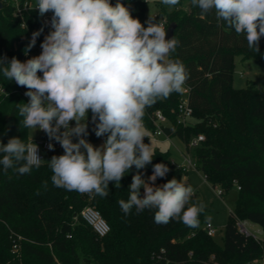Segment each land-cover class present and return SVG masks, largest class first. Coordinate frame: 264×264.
Returning a JSON list of instances; mask_svg holds the SVG:
<instances>
[{"label":"trees","instance_id":"trees-1","mask_svg":"<svg viewBox=\"0 0 264 264\" xmlns=\"http://www.w3.org/2000/svg\"><path fill=\"white\" fill-rule=\"evenodd\" d=\"M1 1L0 58H6L5 63L13 57L25 62L35 57L28 52L30 35L43 28L37 37L41 46L50 30L33 9L23 11L19 17L14 15L12 0ZM120 2L129 7L133 18L145 28L148 26L146 0ZM110 3L115 5L117 0ZM158 6L160 13L154 23L164 15L165 26L176 22L173 37L179 43L170 58L185 67L186 99L193 120L178 122L182 98L179 90L146 107L143 128L150 132L155 127L152 116L160 110L166 117L162 125L166 135L178 136L188 144L202 134L204 139L197 146L187 148L191 149L196 169L213 186L222 185L221 196L232 182L236 183L238 197L224 225L222 245L216 244L204 229L206 206L196 228L179 219L157 224L155 209L137 213L133 207L126 215L118 201L128 200L132 174L121 179V187L109 184L108 195L101 197L94 192L56 187L49 162L33 166L30 173L23 175L14 169L5 173L0 164V264H251L264 255V88L253 82L243 88L232 85L235 56L253 57L264 64V36L256 52L248 47L244 34L218 22L214 10L202 14L192 0H179L173 6L160 2ZM0 85L5 88L0 95V132L4 131L6 117L11 116L16 138L28 144V128L23 125L17 107L29 102L20 93L28 89L14 80L8 81L2 72ZM86 122L88 135L84 138L91 142L97 138L91 110ZM144 134V143L149 147L148 135ZM102 137L106 141L107 136ZM150 151L152 162L139 170L147 183H152L148 177L158 163L167 165L169 171L158 177L154 186L172 178L184 179L187 170L172 165L169 151ZM3 155L0 152V159ZM132 169L138 171L135 166ZM140 193L142 197L143 188ZM86 205L98 210L105 219L109 225L106 235L99 237L81 218L80 212ZM237 219L257 224L261 238L240 233Z\"/></svg>","mask_w":264,"mask_h":264},{"label":"clouds","instance_id":"clouds-1","mask_svg":"<svg viewBox=\"0 0 264 264\" xmlns=\"http://www.w3.org/2000/svg\"><path fill=\"white\" fill-rule=\"evenodd\" d=\"M162 3L173 6L179 0ZM192 4L199 6L202 14L214 10L218 22L244 34L248 47L259 51L264 36V0H192ZM34 9L41 16L53 13L52 31L41 44V54L26 62L13 57L5 63L6 58H0V72L8 81L28 89L29 102L17 104L23 125L44 131L64 149L63 155L48 161L53 184L106 197L109 182L121 187V179L135 166L138 171L132 177L129 198L118 201L126 215L133 207L137 213L155 209L157 224L179 219L189 227H198L205 205L190 204L194 195L191 185L172 178L154 186L157 178L169 171L163 163L153 166L148 177L151 184L139 172L153 159L144 143L146 107L179 91L187 79L184 65L170 58L179 42L174 37L166 40L163 22L154 23L153 16L145 28L120 0L115 5L110 0H36ZM41 32L43 28L32 33L29 50ZM89 110L95 135L107 136L99 147L84 138ZM70 121H75L74 127ZM73 136L79 138L77 143ZM48 147L54 146L50 143ZM0 152L4 153L0 164L5 173L14 169L27 174L42 161L38 146L20 138L0 143Z\"/></svg>","mask_w":264,"mask_h":264},{"label":"rangeland","instance_id":"rangeland-1","mask_svg":"<svg viewBox=\"0 0 264 264\" xmlns=\"http://www.w3.org/2000/svg\"><path fill=\"white\" fill-rule=\"evenodd\" d=\"M162 0H146V13L145 19L147 20L153 13H160L159 3ZM162 18L166 22L165 15ZM167 27V26H166ZM248 82H253L256 86L264 88V64L259 63L253 57L242 58L240 55L234 58V68L232 72V85L236 88H243ZM188 121L193 120L192 117H188ZM75 126V121H70V127ZM63 131V129H61ZM144 133L148 135L149 138V148L159 149L169 151L170 159H174L176 162L184 161V158L189 156L191 161L194 163V158L192 156L191 149H187L188 144L184 142L183 139L178 136L165 135L158 136V140L155 142L149 136L150 133L144 130ZM28 138L31 140H42L44 138H49L48 135L39 129L28 128ZM78 137L73 136V143L78 142ZM103 137H97L93 141L89 142L95 147H99L104 143ZM45 157L43 162H48L53 156H60L64 154V149L61 147L53 148L50 151H43V156ZM184 153V154H183ZM185 155V156H184ZM184 161L183 163H185ZM187 171L183 174V180L191 185L194 189V195L191 198L192 203H204L207 207L205 211V220L213 225L215 233L212 235L213 241L222 245V235L224 233V225L228 218V215L235 208L236 198L238 197L237 185L232 182L231 185L224 191L221 196L218 194L217 190L222 189V185L216 184L213 186L208 182L202 172L196 168H187ZM132 174H137V171H133L131 168L124 176ZM142 174V173H141ZM123 176V177H124ZM142 179L146 182V177L142 174ZM109 184H115V181H110ZM210 218V219H209ZM247 228L254 233L255 237L261 238L262 231L257 224L246 221Z\"/></svg>","mask_w":264,"mask_h":264},{"label":"built area","instance_id":"built-area-1","mask_svg":"<svg viewBox=\"0 0 264 264\" xmlns=\"http://www.w3.org/2000/svg\"><path fill=\"white\" fill-rule=\"evenodd\" d=\"M12 3L14 5V15L15 16H19L21 17L23 11H26L28 9H33L34 11H36L39 14V10L38 9H34L35 5H36V0H24L22 3H19V0H12ZM40 15V14H39ZM53 13L51 11H49L48 13H46L44 16H41V20L42 22L45 24V26L47 27V29H49L50 31H52L51 28V18H52ZM151 16H153L154 18L158 17L157 13H153ZM163 24L164 27L165 23H164V19L161 18L160 19ZM159 22V21H158ZM32 35H30L29 39V43L31 41ZM38 39V38H37ZM37 39H36V43L35 45L28 51L31 55L33 56H38L41 54L42 52V48L40 45H38L37 43ZM29 59V58H28ZM25 59V62L28 60ZM181 94H182V98L181 101L179 103V116H178V122L185 124L187 123V119L188 117H190L192 115V110L190 109V107L187 104V99H186V95L188 93V86L184 83V85L182 86V88L180 89ZM5 93V88L3 86L0 85V95ZM21 95L25 98H27L28 100L30 99L28 96L25 95L24 91H20ZM152 121H153V125L155 126L152 130H150V138L153 141H157L158 136L161 135H165L168 138V135H166L163 131L162 125L166 122V117L165 115L160 111V110H156L153 113L152 116ZM204 139L202 134L197 135L196 137H193L190 141H189V147H194L197 146L198 143L200 141H202ZM34 143L38 146V157L42 160L41 163L43 162V151H50L48 145L51 143L53 144V148L59 147L60 143L53 140H50L49 138H44L42 140H34V141H29L28 144L30 143ZM52 150V149H51ZM184 161H186L183 165H178L176 164L173 160L172 165H176V166H182L184 169L187 168H196L195 163H193L191 161V159L189 158V156L184 158ZM218 194L221 195V191L217 190ZM80 216L81 218L85 221V223H87L89 226H91V228L93 229V231L99 236L102 237L104 235H106L109 231V225L107 224V222L105 221V219L101 216V214L99 213L98 210H96L95 208H93L90 205H86L82 208L81 212H80ZM236 226L237 229L240 233L245 234V235H252L255 237L254 233L251 232L247 226H246V221L245 220H236ZM204 229L206 230L207 234L209 236H212L215 233V229L213 227V225L209 222H206L204 224ZM213 264H219L217 262H213ZM251 264H264V255L258 259L257 261H254Z\"/></svg>","mask_w":264,"mask_h":264},{"label":"water","instance_id":"water-1","mask_svg":"<svg viewBox=\"0 0 264 264\" xmlns=\"http://www.w3.org/2000/svg\"><path fill=\"white\" fill-rule=\"evenodd\" d=\"M1 7H2V1L0 0V9ZM175 27H176V22L174 21L170 22L167 25V27L165 28L166 29L165 39L166 40L172 39ZM12 138H16V133L14 130L11 116H7L5 119L4 131L0 132V141L6 145L8 141Z\"/></svg>","mask_w":264,"mask_h":264},{"label":"crops","instance_id":"crops-1","mask_svg":"<svg viewBox=\"0 0 264 264\" xmlns=\"http://www.w3.org/2000/svg\"><path fill=\"white\" fill-rule=\"evenodd\" d=\"M169 137V136H168ZM29 141H33V140H31V139H29ZM156 149V148H155ZM152 150V149H151ZM44 152H46V151H44ZM184 154V153H183ZM185 156V155H184ZM44 157H45V153H44ZM44 159V158H43ZM173 161L176 163V164H178V165H183L184 163V161H182V162H176L174 159H173ZM186 182V181H185ZM187 183V182H186Z\"/></svg>","mask_w":264,"mask_h":264}]
</instances>
